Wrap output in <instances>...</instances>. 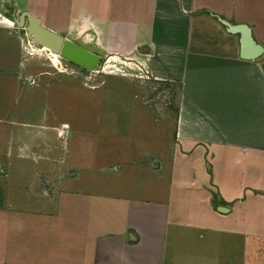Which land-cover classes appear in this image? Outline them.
<instances>
[{
	"label": "crops",
	"instance_id": "0c3cea01",
	"mask_svg": "<svg viewBox=\"0 0 264 264\" xmlns=\"http://www.w3.org/2000/svg\"><path fill=\"white\" fill-rule=\"evenodd\" d=\"M24 12L180 86L181 110L173 144H54L70 177L38 212L10 213L0 260L219 264L218 246L235 263L243 243L249 264L264 244V55L242 60L219 19L249 25L264 46V0H0V32Z\"/></svg>",
	"mask_w": 264,
	"mask_h": 264
},
{
	"label": "rangeland",
	"instance_id": "374dc122",
	"mask_svg": "<svg viewBox=\"0 0 264 264\" xmlns=\"http://www.w3.org/2000/svg\"><path fill=\"white\" fill-rule=\"evenodd\" d=\"M11 13L2 8L3 15ZM14 26L3 24L7 32H0L1 227L12 211L38 212L58 190L59 175L70 177L65 165L54 164V144H173L181 110L180 86L147 79L108 54L97 53L102 61L95 71L82 70L42 51ZM214 256L219 264H246L243 243L235 263L218 246ZM251 256L249 264H264V244Z\"/></svg>",
	"mask_w": 264,
	"mask_h": 264
},
{
	"label": "water",
	"instance_id": "95a60500",
	"mask_svg": "<svg viewBox=\"0 0 264 264\" xmlns=\"http://www.w3.org/2000/svg\"><path fill=\"white\" fill-rule=\"evenodd\" d=\"M219 22L229 34L240 36V58L242 60L255 61L264 55V46L258 43L249 25L232 24L223 19H219ZM14 23L26 31L30 41L41 47L50 48L54 54L82 70L95 71L102 61L100 55L45 28L41 19L28 12L22 13Z\"/></svg>",
	"mask_w": 264,
	"mask_h": 264
},
{
	"label": "bare ground",
	"instance_id": "6f19581e",
	"mask_svg": "<svg viewBox=\"0 0 264 264\" xmlns=\"http://www.w3.org/2000/svg\"><path fill=\"white\" fill-rule=\"evenodd\" d=\"M49 51V52H51V53H53L52 51H51V49L50 48H48V47H42V51ZM54 54V53H53ZM56 55V54H55ZM58 56V55H57Z\"/></svg>",
	"mask_w": 264,
	"mask_h": 264
},
{
	"label": "built area",
	"instance_id": "2783aa9c",
	"mask_svg": "<svg viewBox=\"0 0 264 264\" xmlns=\"http://www.w3.org/2000/svg\"><path fill=\"white\" fill-rule=\"evenodd\" d=\"M33 52H36V49H35V51L33 50L31 54H34Z\"/></svg>",
	"mask_w": 264,
	"mask_h": 264
}]
</instances>
